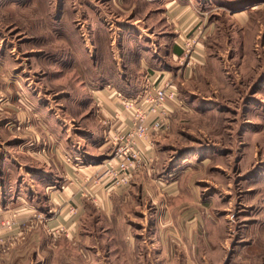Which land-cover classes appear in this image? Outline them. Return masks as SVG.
<instances>
[{
    "label": "rangeland",
    "instance_id": "obj_1",
    "mask_svg": "<svg viewBox=\"0 0 264 264\" xmlns=\"http://www.w3.org/2000/svg\"><path fill=\"white\" fill-rule=\"evenodd\" d=\"M241 1L235 13L207 0L202 17L213 30L201 63L185 66L169 55L179 30L167 23L163 0H0V47L10 68L16 59L27 71L0 79V123L9 113L16 120L0 130L5 189L24 179L22 153L33 157L27 166L50 165L48 144L33 150L32 105L63 120L72 147L94 152L73 132H100L104 105L92 101L93 83L119 88V75L137 79L146 47L158 50L184 101L151 139V164L133 176L109 221L87 204L73 237H49L38 224L31 242L0 249V264H264V0ZM17 131L32 137L15 143Z\"/></svg>",
    "mask_w": 264,
    "mask_h": 264
},
{
    "label": "crops",
    "instance_id": "obj_2",
    "mask_svg": "<svg viewBox=\"0 0 264 264\" xmlns=\"http://www.w3.org/2000/svg\"><path fill=\"white\" fill-rule=\"evenodd\" d=\"M209 1L211 3L212 1L218 2L220 0ZM221 1L228 3L226 5L228 10L235 13H238L240 6L246 5L241 0ZM163 2L166 21L172 30H174V33L176 30H190L189 34H191L193 33V24L196 21H203L206 17L202 16L207 0H163ZM205 24L208 33L206 38L208 40L214 24L210 20L205 21ZM173 39L169 55L176 60L181 54H177L181 51L180 41L177 39L176 34H174ZM205 42L206 40H200L199 44L195 47L192 54L193 62L198 61L200 58L202 60ZM144 49L143 52L138 54L136 60L137 68L139 69L138 75H140L137 79L128 80L122 75H119L118 79H112L113 81L116 80L119 85V88L114 87L113 89L121 92L126 97L134 98L140 92L144 77H150L151 80L158 83L164 75H171L166 65L167 63L159 56L157 49L155 50L152 46ZM9 50L11 52L10 47ZM9 54L3 46L0 47V79L5 81V83L10 81L12 76L18 77L21 75L24 77L27 72L20 68L19 61L15 63L16 59H13L15 66L13 68L11 66V69L10 63L7 61ZM5 59L6 61H4ZM198 62L201 63L200 61ZM22 70L23 72H21ZM181 72L182 75H185L186 68L182 69ZM25 77L27 78V75ZM107 84L114 86L109 82ZM93 85L95 88L91 92L92 101H94L93 96L95 100L100 97L104 105L98 111L100 114L98 117L100 132H90L85 127L83 129L80 128L81 132H73H78L77 135L80 141L84 142L80 143L82 146L84 145L86 148L87 146L89 148L92 147L95 150L94 152H88L80 146L77 148L72 147V142L68 137L70 131L68 133L65 130L66 124L63 120H59L54 111L53 115H48L46 111L41 110L37 105H32L33 109L29 112L31 127H34L35 135L40 140L39 144L35 143V141L33 142L36 144L33 150H38L40 146L48 144L47 148L49 147L50 149V165L43 166L41 164V167L27 166L29 164L28 159H33V157H29L26 152L20 153V158L25 166L22 175L24 179H20L21 182L18 181L8 189H5L4 185H0V220L8 221L11 224L10 228L5 229L2 234L3 244L0 245L2 252L5 251L8 245H13L23 239L26 241H24L25 243L31 242L32 233L30 229L32 230L38 224L41 225L42 231L46 235H48L47 229L61 228L63 231H66V234H64L66 237H73L81 217L86 211L87 204L94 206L99 212H102L103 219L109 221L108 217L111 213L113 214L119 205V202L116 200L128 189L127 187H120L109 190L105 183L95 182V176L100 172L99 164L111 157L113 152L112 146L106 141L107 133L120 130L123 124L128 123V117L118 105H114L106 96L107 91L102 88L104 85L96 83H93ZM3 87L4 91L2 92L8 93L9 90L6 85ZM80 108L79 112L83 114L82 117L88 120L90 113L85 108L81 110ZM11 110L14 113L13 109ZM9 114L4 116L3 122L0 123V130L11 131L16 127V120L11 113ZM22 114L20 113L21 119L18 114L16 115V119L24 123L26 114ZM92 117L90 116L89 118L92 119ZM27 134L25 132L24 137L21 138L22 135L17 131V133H13L12 141H16L15 143L19 144L28 139V137L31 139V133ZM12 141L10 140L8 143L11 144ZM22 146L25 148L24 151L29 148L27 143ZM110 148H112L111 152H107ZM150 153L153 155L152 151H147L146 155ZM67 155L80 158L81 164L78 166V169L65 162L64 157ZM11 162H13L12 157ZM17 164L21 168V164ZM135 174L134 178L137 176V173ZM28 178H37L38 182L35 185L25 183V180ZM38 185H41V187L38 188ZM9 194H12V198L7 197ZM32 232L35 233L36 231ZM37 236L38 234L33 238L35 241L38 238ZM48 236L50 237V235ZM51 254H53V250H51ZM7 255H9V252L5 256L7 257Z\"/></svg>",
    "mask_w": 264,
    "mask_h": 264
},
{
    "label": "built area",
    "instance_id": "obj_3",
    "mask_svg": "<svg viewBox=\"0 0 264 264\" xmlns=\"http://www.w3.org/2000/svg\"><path fill=\"white\" fill-rule=\"evenodd\" d=\"M205 21H196L193 24V33L190 30L177 33L180 41L182 58H176L180 65L190 64L191 54L198 45V40H205L207 31ZM191 51V53H192ZM106 96L114 105H118L128 117V123L123 124L120 130L108 132L106 141L112 146V156L99 164L100 172L95 176V182H103L109 190L127 187L134 174L140 169H147L152 162V138L166 130L168 119L174 111L183 108L184 101L180 99L176 85L171 76L164 75L160 82L144 77L140 92L129 98L121 92L107 86ZM96 103L103 104L101 98ZM68 163L81 164L80 158L65 159ZM8 221L0 220V245L3 244L2 234L9 229ZM63 229H47L50 236H56Z\"/></svg>",
    "mask_w": 264,
    "mask_h": 264
},
{
    "label": "trees",
    "instance_id": "obj_4",
    "mask_svg": "<svg viewBox=\"0 0 264 264\" xmlns=\"http://www.w3.org/2000/svg\"><path fill=\"white\" fill-rule=\"evenodd\" d=\"M181 53V51L180 52H178L177 54H180Z\"/></svg>",
    "mask_w": 264,
    "mask_h": 264
},
{
    "label": "bare ground",
    "instance_id": "obj_5",
    "mask_svg": "<svg viewBox=\"0 0 264 264\" xmlns=\"http://www.w3.org/2000/svg\"><path fill=\"white\" fill-rule=\"evenodd\" d=\"M253 10V9H252Z\"/></svg>",
    "mask_w": 264,
    "mask_h": 264
}]
</instances>
